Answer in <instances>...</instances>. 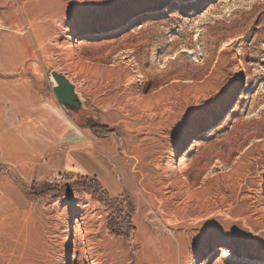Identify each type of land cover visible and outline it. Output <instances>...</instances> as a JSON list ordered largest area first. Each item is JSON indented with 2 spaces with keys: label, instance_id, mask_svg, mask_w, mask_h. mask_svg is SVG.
Here are the masks:
<instances>
[{
  "label": "rangeland",
  "instance_id": "obj_1",
  "mask_svg": "<svg viewBox=\"0 0 264 264\" xmlns=\"http://www.w3.org/2000/svg\"><path fill=\"white\" fill-rule=\"evenodd\" d=\"M41 94L77 138L49 142ZM219 246L208 264H264V0H0V264H201Z\"/></svg>",
  "mask_w": 264,
  "mask_h": 264
},
{
  "label": "crops",
  "instance_id": "obj_2",
  "mask_svg": "<svg viewBox=\"0 0 264 264\" xmlns=\"http://www.w3.org/2000/svg\"><path fill=\"white\" fill-rule=\"evenodd\" d=\"M41 96L42 99H39V102L37 104L30 102L34 106L33 111L31 113H33L36 116V121L38 122V124L40 126H43L44 128H47V130L49 131L51 137V139H49V142L58 143L65 141V139L70 140L73 137L74 139L77 138L78 136H75L71 130L67 129V127L69 128L68 117L64 116L57 109L56 105L51 103L52 101L50 100V98H48L47 96H43V94H41ZM67 164L68 163L65 164V169ZM79 164L83 165L81 163ZM43 166L46 167L48 166V164L47 163L40 164V166L36 168L35 171L40 170L41 167ZM80 167L83 168V166ZM60 170L63 171V169ZM45 174L47 175L48 172L46 171Z\"/></svg>",
  "mask_w": 264,
  "mask_h": 264
},
{
  "label": "water",
  "instance_id": "obj_3",
  "mask_svg": "<svg viewBox=\"0 0 264 264\" xmlns=\"http://www.w3.org/2000/svg\"><path fill=\"white\" fill-rule=\"evenodd\" d=\"M54 80L53 92L58 103L69 114H78L83 108L82 98L77 91V86L62 72H51Z\"/></svg>",
  "mask_w": 264,
  "mask_h": 264
},
{
  "label": "bare ground",
  "instance_id": "obj_4",
  "mask_svg": "<svg viewBox=\"0 0 264 264\" xmlns=\"http://www.w3.org/2000/svg\"><path fill=\"white\" fill-rule=\"evenodd\" d=\"M165 3V1H163V4ZM177 3V2H176ZM163 4H154V7H158L159 5H163ZM146 13L142 14L141 16L139 17H142V16H145ZM133 21H136V19H133L131 20V22L129 24H131ZM115 25V24H113ZM104 26H111V24L109 23H105ZM102 24H92L90 26L87 27V30L82 32V34H79L78 39L75 41V45H76V48L78 47L79 44H81L82 42H84L85 39H87L88 37L92 36V32H96L98 30H102V27H104ZM131 79H135L134 76H132ZM215 128H212V131L214 130ZM211 131V130H210ZM208 132H201L199 134V137L195 140H193V142H191V146L188 148V150L184 153V156L189 152V149H192V147L198 145V143L200 142V140L207 134ZM21 157V156H20ZM177 158L175 155H173L172 157V162L170 163L171 166H174V165H178L177 163ZM66 245H67V258L71 260V251L73 250V246H74V240L70 237L67 238V241H66ZM219 251V252H222L224 256H228L230 255V250L226 247H223V246H219L218 249L212 253H210L206 258H204L202 261L201 264H208L216 255V252ZM73 258V256H72Z\"/></svg>",
  "mask_w": 264,
  "mask_h": 264
},
{
  "label": "trees",
  "instance_id": "obj_5",
  "mask_svg": "<svg viewBox=\"0 0 264 264\" xmlns=\"http://www.w3.org/2000/svg\"><path fill=\"white\" fill-rule=\"evenodd\" d=\"M93 129H95V128H93ZM90 158V157H89ZM79 159V161L83 164V161H82V159L81 158H78ZM83 166L87 169L88 168V165L86 164V165H84L83 164ZM90 172H91V170L90 169H88ZM44 186H47L46 184H44ZM44 192V191H43ZM111 223H110V228H111V230L113 231V232H121L123 229H127V226H129L128 224H127V221L125 220V219H122V218H120V219H111ZM131 226V225H130Z\"/></svg>",
  "mask_w": 264,
  "mask_h": 264
},
{
  "label": "built area",
  "instance_id": "obj_6",
  "mask_svg": "<svg viewBox=\"0 0 264 264\" xmlns=\"http://www.w3.org/2000/svg\"><path fill=\"white\" fill-rule=\"evenodd\" d=\"M62 178H64V175H60V174H55L54 178L52 179V182H54V180H61Z\"/></svg>",
  "mask_w": 264,
  "mask_h": 264
}]
</instances>
